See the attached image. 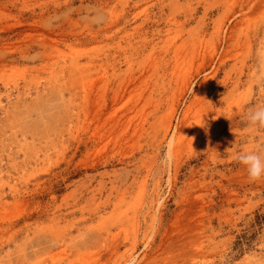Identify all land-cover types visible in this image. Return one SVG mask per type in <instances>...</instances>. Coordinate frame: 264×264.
Instances as JSON below:
<instances>
[{
	"label": "rangeland",
	"instance_id": "1",
	"mask_svg": "<svg viewBox=\"0 0 264 264\" xmlns=\"http://www.w3.org/2000/svg\"><path fill=\"white\" fill-rule=\"evenodd\" d=\"M264 0H0V264H264Z\"/></svg>",
	"mask_w": 264,
	"mask_h": 264
},
{
	"label": "clouds",
	"instance_id": "2",
	"mask_svg": "<svg viewBox=\"0 0 264 264\" xmlns=\"http://www.w3.org/2000/svg\"><path fill=\"white\" fill-rule=\"evenodd\" d=\"M249 126L264 130V105L255 107L246 113ZM235 159L244 166L250 182L264 178V148H249L239 152Z\"/></svg>",
	"mask_w": 264,
	"mask_h": 264
}]
</instances>
